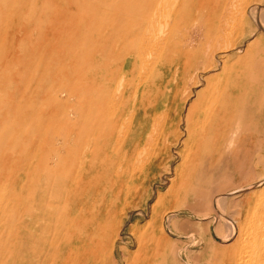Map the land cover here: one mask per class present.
<instances>
[{
  "label": "rangeland",
  "instance_id": "rangeland-1",
  "mask_svg": "<svg viewBox=\"0 0 264 264\" xmlns=\"http://www.w3.org/2000/svg\"><path fill=\"white\" fill-rule=\"evenodd\" d=\"M226 1V13L215 9ZM158 2L0 0V264H225L234 229L252 223L248 203L264 204V160L250 135L264 136V0H200L176 15L179 0H166L154 16ZM223 16L227 32L213 42ZM221 40L233 45L225 53ZM166 42L187 56L146 71ZM212 44L214 66L201 72L196 53ZM128 55L142 95L120 123L138 107L133 140L156 105L152 142L134 139L129 153L119 134L113 162L101 157L107 166L83 181L119 96L103 85L105 66L119 61L120 73Z\"/></svg>",
  "mask_w": 264,
  "mask_h": 264
},
{
  "label": "bare ground",
  "instance_id": "bare-ground-1",
  "mask_svg": "<svg viewBox=\"0 0 264 264\" xmlns=\"http://www.w3.org/2000/svg\"><path fill=\"white\" fill-rule=\"evenodd\" d=\"M178 1V0H177ZM200 0H195V1H188L186 2L185 0H179L178 3L174 4L171 8V12L173 14H182L183 12H186V10L188 9H192L193 7H195L197 5V3L199 2ZM166 3V0H159L158 2V5L155 9V12L157 15L159 12H161V9H163L164 5ZM215 3V2H214ZM229 2L226 1L223 3V5H219L217 6L215 9L218 11V10H221L223 11L224 13H226V11L228 10L227 8L229 7ZM200 4V3H198ZM215 6V5H214ZM202 7V6H201ZM231 7V6H230ZM167 8V7H166ZM165 9V8H164ZM163 9V10H164ZM227 9V10H226ZM214 11V10H213ZM215 11V13L217 12ZM163 12V11H162ZM222 12V13H223ZM223 13V15H224ZM231 15V14H230ZM230 15L227 14V16L229 17ZM153 16V15H152ZM222 23L220 21V27L219 29H216L215 31V37H214V40L213 42L215 41V38L216 37H222L225 35V32H227V24H226V19L225 16H223L222 18ZM219 19V20H220ZM230 18L227 19V21L229 20ZM235 20V18H233ZM232 19V20H233ZM153 20V19H152ZM173 22L174 21H171V23L169 24V28H168V32L166 33L165 36V40L171 35L172 33V29H173ZM215 23V22H213ZM212 23V24H213ZM211 24V25H212ZM241 28V27H240ZM154 31V30H153ZM234 31V29H233ZM154 33V32H153ZM232 33V32H231ZM158 33H156L157 35ZM163 34V33H162ZM229 34V33H228ZM150 35V34H149ZM227 36V35H226ZM231 36V35H230ZM161 37V36H160ZM229 37V36H228ZM150 38V37H149ZM152 39V38H151ZM188 39V38H187ZM221 39V38H220ZM164 40V39H163ZM164 40V41H165ZM231 40V39H230ZM201 41V40H200ZM220 41V40H217V42ZM222 41V40H221ZM233 41V40H232ZM210 42V41H209ZM223 42V41H222ZM221 44H218V47H216L215 44H212V45H207L205 47H203L202 50H199L198 53H196L197 55H200V56H204V61H203V58L201 59L200 57V60L199 61H203L201 64V66H204L203 67H200L202 68L201 72L203 71H210L211 66H214L212 64L213 61L211 59L212 55V51L215 50L214 49V45H215V48L218 49L220 51V53H225L229 48H231L233 45H229L227 43H222ZM148 40L147 38L145 37V34L142 38V41L141 43L139 44V46L137 47V52L140 54L144 53V50L146 51L147 47L148 46ZM211 43H212V40H211ZM210 43V44H211ZM174 44V43H173ZM153 45V44H152ZM157 45V44H156ZM177 45V43H176ZM154 46V45H153ZM179 46V45H178ZM177 46V47H178ZM181 46V45H180ZM183 46V45H182ZM181 46V47H182ZM212 46H213V50H212ZM180 47V48H181ZM185 47V46H183ZM174 48L171 44V47H170V44L167 45V42L166 43H163V44H160V45H157L155 48H153V50L150 52L152 53V57L151 59H147L149 60L148 62H144L143 61V67L146 69V71H153L155 70L157 67H161L162 66V62H161V59L164 58L166 59V62L165 64H163V67H165V69H171V67L174 65V63L182 58L183 56H185V52H183V50L181 49H177L175 51H172ZM179 48V47H178ZM216 51V50H215ZM214 51V52H215ZM117 52V51H116ZM190 52V51H189ZM218 52V51H216ZM148 53V52H147ZM191 54V53H190ZM195 54V55H196ZM136 55V54H135ZM134 56V55H133ZM133 56L131 55H128L126 56L123 60H122V64H121V70H120V73H117V67H118V62L114 63L115 61L113 60V64H107L105 66V68L107 69L106 72H108L107 76L104 77V86L106 87V89H109L110 87L112 86H116L117 89H118V93H119V96L118 98L116 99V101H114L112 104V110L113 112L111 113V116L109 117L108 121H107V127L108 128V132L106 134V137L105 138H102L100 139L99 141H97L94 146H90L92 150H88V155H89V162L88 164L81 170V180H87L89 178H91L92 175L96 174L97 176V173L99 172V170L103 167V164L105 166H107L106 163L104 162H98V160L103 157L104 161L106 162H113L114 158L116 157V154H117V149L116 148H113L111 145H112V142L117 138V136L120 134L123 138H122V141L123 139L126 140V142H128V150L127 152L131 153L135 150V144L133 143L134 139H136V143H141L142 141H144L145 143H149V142H152V136L153 134L155 133V130H156V126H157V121L156 119L153 117V118H150V121L148 123V112L155 106H153L150 110L149 108H145L144 111H143V115L142 118H141V123L139 124L138 126V131L135 135V138L132 140L130 137L132 135V130L135 128V125H134V120H135V117H136V114L138 112V107H134L132 106L133 108V111L132 112V116H131V120L130 122L128 123V125L126 126H123V124H121V120H122V117H123V113L125 112V109L128 107L129 103L131 101H129V98L131 100V98H133L134 100V103L135 106L138 104L139 100H140V97L142 95V92H141V86H142V80H140L139 82L137 81L136 84L133 86L132 83L130 82V77L133 75L134 73V59H133ZM187 56V55H186ZM215 56V54H214ZM213 56V57H214ZM191 57V56H190ZM150 58V57H149ZM208 59V60H207ZM187 60V59H186ZM192 60V59H191ZM190 60V61H191ZM188 61V60H187ZM186 61V63H187ZM205 64V62H207ZM193 62V60H192ZM121 63V62H120ZM119 63V64H120ZM185 63V62H184ZM199 63V62H198ZM219 63V62H218ZM197 64V63H196ZM200 66V64H199ZM194 67V66H193ZM196 67V66H195ZM198 67V66H197ZM110 68V70H109ZM141 68H142V65H141ZM199 67L198 68H194L196 71L197 69H200ZM145 69H142L143 70V73H145ZM178 69V68H177ZM141 70V69H140ZM190 70V68L188 69ZM178 70H176L175 72H177ZM200 71V70H199ZM119 72V71H118ZM140 73H142L140 71ZM196 73V72H195ZM239 73V71H238ZM177 74V73H176ZM194 74V73H193ZM142 76V74H139ZM138 75V76H139ZM145 75V74H143ZM234 75V74H233ZM239 75V74H238ZM241 76V75H240ZM220 78V77H219ZM175 79V78H174ZM252 79V77H251ZM133 80V79H132ZM174 83V82H173ZM226 83V82H225ZM228 84V83H227ZM226 85V84H225ZM170 90V89H169ZM108 91V90H107ZM240 93V92H239ZM238 100V99H237ZM241 102V101H240ZM167 104L165 105V111L167 110ZM214 107V106H213ZM130 108V107H129ZM91 109V108H89ZM213 108H211L212 110ZM202 111V110H201ZM211 112V111H209ZM208 112V113H209ZM130 113V112H129ZM157 117V116H156ZM86 120V118H85ZM162 122V121H161ZM167 122V121H166ZM138 123V122H137ZM165 123V121H164ZM166 124V123H165ZM169 124V122H168ZM164 125V124H162ZM169 126V125H168ZM123 127V128H122ZM137 127V126H136ZM159 127V126H158ZM164 127V126H163ZM161 127V128H163ZM89 128H93V125H90L88 127ZM122 128V129H121ZM95 129V128H94ZM171 129V128H170ZM251 130V128H250ZM258 131V130H257ZM95 134H99V128L95 129L94 130ZM259 132V131H258ZM250 133V132H249ZM262 133V132H261ZM135 134V133H134ZM158 134V133H157ZM176 134V133H175ZM178 134V133H177ZM176 134V135H177ZM250 135H254V138L255 140L257 141V152H258V160H259V164H262L263 162V158H264V144L260 146V144L258 143L261 139V141L264 143V136H262L261 134H258L255 130L253 131V133L251 132ZM156 136V134H155ZM179 136V134H178ZM168 137V141L170 140L169 137L171 136H167ZM100 138H101V133H100ZM133 138V137H132ZM164 139V138H163ZM71 141V140H70ZM165 141V140H164ZM163 141V142H164ZM154 142V141H153ZM261 142V143H262ZM126 145V143H124ZM169 144V142H168ZM75 145V144H74ZM166 147V146H165ZM255 148V147H254ZM88 149V148H87ZM160 153H162V150L160 151ZM160 153L158 155H160ZM157 155V156H158ZM85 157V155L83 156ZM87 158V157H86ZM84 160L82 159V162ZM256 161V160H255ZM86 162V161H84ZM83 162V163H84ZM155 164H156V160L154 161V163H151V165H148L147 163L145 164V167H144V172L146 171H151L152 169L155 168ZM83 165V164H82ZM85 165V163H84ZM83 165V166H84ZM81 166V165H80ZM82 167V166H81ZM262 168V167H261ZM263 200V198H262ZM51 204L50 203H47V204H41L40 206H42L43 208H47L49 207ZM264 204H252V203H248V211L246 213V216L250 215V217L252 218V223H250L249 221V224H250V228L248 227V229L246 228L245 230L243 229L242 231H239L238 229H234V232L236 231V240H235V245L232 246V247H229L227 249H225L224 253L227 254V257L225 259V264H264ZM263 209L261 215L259 216L260 214V211ZM47 210V209H46ZM254 218H257L256 221L253 222V219ZM36 226V225H35ZM229 226V225H228ZM38 227V225H37ZM230 229V228H229ZM226 230V229H225ZM32 234H35V232L37 231L35 228H33L31 230ZM27 232V231H26ZM28 232V234H31ZM231 233V229H230V232L229 234ZM233 234V232H232ZM24 235V234H23ZM25 237H27V234H25ZM23 239V238H22ZM25 241H28L27 243L31 242V240L27 237L25 239ZM239 244L241 246H239ZM68 246V245H67ZM26 250V249H25ZM71 250V249H69ZM68 251V250H67ZM66 252V251H64ZM69 252V251H68ZM29 253V252H28ZM67 253V252H66ZM65 253V254H66ZM28 256V255H27ZM78 256V255H77ZM67 257V256H66ZM61 262V261H60ZM72 262V260H71Z\"/></svg>",
  "mask_w": 264,
  "mask_h": 264
}]
</instances>
